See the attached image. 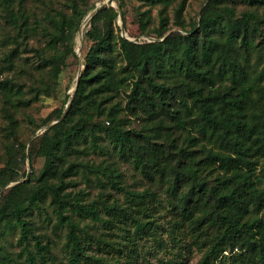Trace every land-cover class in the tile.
<instances>
[{
  "label": "trees",
  "instance_id": "obj_1",
  "mask_svg": "<svg viewBox=\"0 0 264 264\" xmlns=\"http://www.w3.org/2000/svg\"><path fill=\"white\" fill-rule=\"evenodd\" d=\"M34 1L0 0V264H57L34 210L66 228L68 253L58 264H112L87 253L94 236L75 216L104 222L103 210L121 229L144 233L153 223L147 202H157L161 184L191 230L207 232L196 264H264V174L255 173L257 166L264 173V0H203L190 17L187 0H141L148 7L137 10L138 26L155 37L144 41L117 32L118 10L104 4L84 31L82 60L75 34L94 3ZM61 95L59 119L22 141L19 108ZM95 152L104 159L93 160ZM114 154L149 184L127 185ZM81 178L102 190L90 197ZM234 248L233 257L224 253Z\"/></svg>",
  "mask_w": 264,
  "mask_h": 264
},
{
  "label": "rangeland",
  "instance_id": "obj_2",
  "mask_svg": "<svg viewBox=\"0 0 264 264\" xmlns=\"http://www.w3.org/2000/svg\"><path fill=\"white\" fill-rule=\"evenodd\" d=\"M30 1L34 3L37 2L34 0ZM119 1L123 2L124 15L119 9ZM91 2L94 3V7L89 9L90 11L84 16L75 34L74 48L78 50L79 59H83L87 50L88 42L83 38V35L84 31L90 26L88 15L93 14L95 9L101 4L111 5L117 8L118 15L114 23L115 30L120 34L135 41L155 39L153 35L143 34L140 31L136 20L137 10L142 11L147 9L148 4L145 2H142L141 0H88V3ZM201 2H203V0H187L185 9L186 17L195 15ZM156 12L157 8L152 7L151 15L153 24L157 21ZM169 17L171 22L173 17L172 10L169 11ZM81 26L84 28L80 45L77 47L76 37ZM253 52L256 55V50ZM73 74L74 71L72 67H70L69 70L62 72L60 81L61 92ZM75 78L76 76L74 77V80ZM74 86L75 84L71 81L69 83V88H67V92L72 93ZM62 97L63 95L58 98L41 96L39 100L19 108L16 114L18 120L16 132L22 141L26 140L28 143L33 137L40 134L45 129V126L50 125L56 120V110L62 105ZM3 100H5V96L0 94V153H3L2 136L3 126L6 122L1 111V102ZM67 103L63 106L61 111L66 110ZM35 123H41V126L33 130ZM27 147L28 146L25 148L26 150ZM91 157L98 162L101 159H104L105 156L101 153L95 152L91 154ZM112 161H114V165L122 171V177L127 185L136 188H143L149 184L147 179L139 171L133 169L131 164L119 154H114L112 156ZM260 163H263V161L261 160ZM2 164L3 159L0 158V165ZM25 165L28 172L31 171L28 159L26 160ZM33 165L36 169L35 173L37 175L38 169L41 165V159L39 157L35 158ZM217 168L223 170V168L219 166H217ZM255 173L259 175L264 174L259 166L256 167ZM19 180H22V178ZM81 180L82 182L80 185H85L86 190H90V197L95 196L102 190L97 184L89 186L86 185L85 180L82 178ZM13 183L14 182L7 183L2 187V190ZM262 185H264V182L260 184L261 187ZM153 186L156 187V184H153ZM156 190L158 192L157 202L156 200L147 202L153 215V223L144 233L138 235L134 234L131 229L128 231L121 229V226L117 225L118 219L116 218L111 221L106 220L108 216L104 214L103 210L101 213L104 216V222L99 221L92 223V220L89 217L75 216V219L79 221L80 228L87 229L90 227L91 230L89 229V231L94 236L91 243V249L87 253H99L102 255L104 261L111 262L112 264H196L197 260L203 253L207 232L191 230L189 227V220L177 214L179 211L174 207L175 200L172 195L171 197L169 196L165 189V184L159 185ZM113 193L119 196V200L123 202L124 196L121 193H117L115 190ZM97 198L95 199L98 200ZM46 207L49 209L47 205ZM31 215L38 225L36 231L45 235L44 240L50 245L53 255L52 258L55 263L58 264L65 260L68 253L65 245L66 228L63 226L55 228L53 226L55 218L52 217L51 221L48 222L44 212L34 210L31 212ZM15 238L16 234H10L8 236V241L13 242V251L18 250V247L15 245ZM237 252H239L237 248H234L232 251H224V253L231 255V257ZM85 262H82L81 264H93V261L90 259Z\"/></svg>",
  "mask_w": 264,
  "mask_h": 264
},
{
  "label": "water",
  "instance_id": "obj_3",
  "mask_svg": "<svg viewBox=\"0 0 264 264\" xmlns=\"http://www.w3.org/2000/svg\"><path fill=\"white\" fill-rule=\"evenodd\" d=\"M102 5H103V4L99 5L95 10L99 9ZM91 15H92V14H89V15H88V19H89V20L91 19ZM75 51H76V53H77V55H78V50L75 49ZM83 66H84V65H83L82 63H81L80 66H79V70H78L77 75H76V78H75V86H76V84H77V81H78V78H79V75H80V70L83 68ZM75 86H74V88H75ZM73 90H74V89H73ZM72 94H73V91H72ZM69 102H70V100H68L67 106H68ZM64 112H65V111H64ZM64 112H63V114H64ZM58 119H59V118H56V120L53 121L51 124H53L54 122H56ZM51 124H50V125H51ZM50 125L45 126V129H47ZM45 129H44V130H45Z\"/></svg>",
  "mask_w": 264,
  "mask_h": 264
},
{
  "label": "bare ground",
  "instance_id": "obj_4",
  "mask_svg": "<svg viewBox=\"0 0 264 264\" xmlns=\"http://www.w3.org/2000/svg\"><path fill=\"white\" fill-rule=\"evenodd\" d=\"M83 28H84L83 26L80 27V29L78 31V35L76 37L77 47H79V45H80V40H81V37H82Z\"/></svg>",
  "mask_w": 264,
  "mask_h": 264
}]
</instances>
